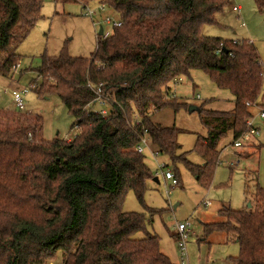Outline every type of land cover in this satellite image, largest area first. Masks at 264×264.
Returning a JSON list of instances; mask_svg holds the SVG:
<instances>
[{"label":"trees","instance_id":"trees-1","mask_svg":"<svg viewBox=\"0 0 264 264\" xmlns=\"http://www.w3.org/2000/svg\"><path fill=\"white\" fill-rule=\"evenodd\" d=\"M255 1L263 11L264 0ZM100 3L118 14L122 27L110 38L99 37L90 58L63 51L43 56L37 69L43 81L36 93L57 95L80 133L70 141H48L40 116L29 124L0 110V264H42L57 253L63 264H172L160 238L147 230L145 215L123 210L131 191L145 205L147 184L155 179L137 145L147 132L153 148L169 158L178 185L177 166L184 164L207 188L220 163V141L229 133L235 141L249 130L250 107L264 94V68L252 42L203 35L229 0ZM42 8L43 0H0V77H12L22 60L17 49ZM194 70L234 96L232 111L201 108L207 136L199 137L196 150L204 165L180 153V129L151 118L186 106L169 99L170 85ZM100 84L110 105L105 117L88 108L96 99L93 86ZM218 214L225 221L204 224L205 237L224 234L227 243L236 242L240 253L233 264H264V190L257 189L251 209ZM139 233L145 237L135 239Z\"/></svg>","mask_w":264,"mask_h":264},{"label":"rangeland","instance_id":"rangeland-1","mask_svg":"<svg viewBox=\"0 0 264 264\" xmlns=\"http://www.w3.org/2000/svg\"><path fill=\"white\" fill-rule=\"evenodd\" d=\"M100 1L103 0L68 3L43 0L42 18L17 49L22 56L21 62L14 69L12 77H0V110L10 111L12 116L18 115L29 124H35L37 116H40L43 136L48 141L73 140L80 130L73 129L75 118L57 95L43 98L36 93L43 81L37 69L42 65L43 56L58 57L64 51L72 57L90 58L96 53L97 31L91 18L86 16L83 3L96 8ZM234 7H239L240 11H235ZM106 14L113 17L118 15L110 8ZM202 31L206 37L252 42L264 68V10L259 9L255 0H229L228 5L216 15V23L205 25ZM181 79L180 83L170 85L172 93L169 99L186 106L178 111L165 108L153 112L151 118L161 126L180 129V153L187 152L190 162L204 165L203 157L196 150L199 137L207 136L201 108L204 105L208 110L232 111L234 96L230 90L219 88L209 74L200 70H194L190 77L183 76ZM25 88H29L30 92L24 99L25 109L20 110L15 105L12 93ZM191 107H196V110L191 111ZM262 108L264 94L257 106L250 107L251 120L259 134L251 137L243 147L234 146L232 133L220 141V163L209 187L201 185L184 164H179V185H173L159 176L158 182L149 181L147 184L145 205L132 191L125 196L123 210L145 215L147 230L160 238L161 251L172 264H182L176 226L187 223L192 225L190 230L194 233L188 243L187 264H233L232 258L239 256L240 247L236 242H225L224 234L205 237L203 225L225 221L218 214L220 209H251L256 202L257 189L264 190V119L259 116ZM96 109L100 110V107L96 106ZM157 161L167 166L166 171L175 174L168 157L160 155L155 160L151 153L146 154V163L155 175ZM206 202H210V205L206 206ZM144 237L145 234L139 233L134 238ZM63 262L62 253H57L46 264Z\"/></svg>","mask_w":264,"mask_h":264},{"label":"built area","instance_id":"built-area-1","mask_svg":"<svg viewBox=\"0 0 264 264\" xmlns=\"http://www.w3.org/2000/svg\"><path fill=\"white\" fill-rule=\"evenodd\" d=\"M84 12L87 17H90L93 21V25L97 31L98 38L102 37L103 39L110 38L114 35V32L117 28L122 27L123 21L121 18L116 15V17H113L111 15L106 14L108 10V6L103 3H98V6L96 8L90 7L89 4L83 3ZM111 9V8H110ZM235 11H240L239 7H234ZM100 18V19H99ZM107 26L108 28H106ZM100 32H102L100 34ZM16 69V68H15ZM181 78L175 80V84L181 82ZM35 88V86L33 87ZM103 84H100L98 86H93V89L96 93V99L93 101L91 105L88 106L90 111H93L99 115L102 116H108L110 113V105L108 98L103 93ZM30 92L29 88H25L23 90H15L12 93L15 105L18 109L24 110L25 109V97ZM96 106L100 107L99 109H96ZM259 116L264 119V108L260 109ZM140 121H137V124H139ZM248 127L249 130L245 132L240 138L234 141V146L236 148H241L244 146L245 142L249 141L251 137H254L259 134V131L254 128L252 120L248 121ZM136 150L140 154L146 155L148 152L152 154V156L157 160V158L160 156V154L153 148L152 142L146 132V134L142 137L140 143L137 145ZM167 166L164 164H161L157 161V170L155 177L162 176V178L165 181H171L173 185H178V180L175 177V174L167 170ZM165 169V170H164ZM206 206L210 205V202L205 203ZM192 225L190 223L187 224H179L176 226L178 235V246L181 251L182 255V264H187V249H188V243L190 238L194 235V233L190 230Z\"/></svg>","mask_w":264,"mask_h":264},{"label":"crops","instance_id":"crops-1","mask_svg":"<svg viewBox=\"0 0 264 264\" xmlns=\"http://www.w3.org/2000/svg\"><path fill=\"white\" fill-rule=\"evenodd\" d=\"M182 81V80H181ZM180 83V82H179ZM178 84V83H177ZM172 85V84H171ZM170 88H171V86H170ZM171 93H172V88H171ZM170 93V94H171ZM173 97L175 98L176 96L173 94ZM252 120H253V118H252ZM233 135V134H232ZM70 141V140H69ZM155 178H157L158 179V181H159V177H155ZM154 182V181H153ZM221 210V209H220ZM219 210V211H220ZM176 232H177V230H176ZM225 242H226V239H225ZM47 262H44V263H42V264H46Z\"/></svg>","mask_w":264,"mask_h":264},{"label":"water","instance_id":"water-1","mask_svg":"<svg viewBox=\"0 0 264 264\" xmlns=\"http://www.w3.org/2000/svg\"><path fill=\"white\" fill-rule=\"evenodd\" d=\"M101 33H102V32H100V34H101ZM194 110H196V107H191V111H194ZM153 181H154V182H158V179L155 178Z\"/></svg>","mask_w":264,"mask_h":264}]
</instances>
